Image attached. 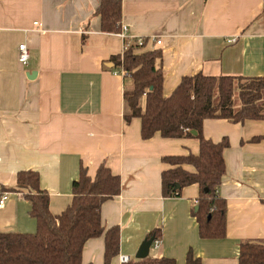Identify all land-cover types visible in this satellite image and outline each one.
Instances as JSON below:
<instances>
[{
    "label": "crops",
    "instance_id": "crops-1",
    "mask_svg": "<svg viewBox=\"0 0 264 264\" xmlns=\"http://www.w3.org/2000/svg\"><path fill=\"white\" fill-rule=\"evenodd\" d=\"M120 25L128 35L154 37L144 48L159 49L168 96L184 76L202 73L264 77V1L120 0ZM100 0H0V233H33L25 191L14 188L19 171H37L52 214L72 198L80 166L94 176L104 163L121 179L119 194L103 202L102 223L117 226L118 254H135L152 230L161 238L150 257L186 264L189 249L201 264H238L243 242L264 243V119L232 123L207 118L203 136L227 137L225 173L217 189L226 202L225 236L201 238L192 215L198 186L164 197L161 173L168 155L197 154L194 137L140 135L141 122H124L122 72L111 58L122 54L117 32H103ZM37 24H34V22ZM29 51L18 61V45ZM188 170L193 167L187 166ZM103 235L88 239L81 264L104 263Z\"/></svg>",
    "mask_w": 264,
    "mask_h": 264
},
{
    "label": "trees",
    "instance_id": "trees-1",
    "mask_svg": "<svg viewBox=\"0 0 264 264\" xmlns=\"http://www.w3.org/2000/svg\"><path fill=\"white\" fill-rule=\"evenodd\" d=\"M103 32H117L121 20L120 0H100L96 10ZM146 41V39H145ZM132 43L122 54L111 58L113 67L123 73V119L141 122L140 135L149 139L158 133L166 138L194 137L197 154L168 155L162 158L168 168L161 173L164 197H178L183 187L198 186V199L192 210L201 238L225 236L226 202L217 189L225 173L223 151L229 145L227 137L214 142L203 136L202 124L207 118L226 119L232 123L264 119V77H244L202 73L184 76L168 95L162 94L163 72L156 66L161 59L159 49H146ZM195 131V133H192ZM264 134L253 136L258 142ZM187 166L193 167L188 170ZM4 191H25L29 215L36 222L33 233H0V264H81L85 242L104 237V263L118 254L120 232L117 226L105 228L101 206L121 191V179L104 164L94 176L80 166L72 181V198L58 214L49 209V197L40 188L37 171L23 170L16 175V186ZM149 238H161V230L148 233ZM126 264H176L170 257H150ZM186 264H201L189 249ZM238 264H264V243L243 242L239 246Z\"/></svg>",
    "mask_w": 264,
    "mask_h": 264
},
{
    "label": "built area",
    "instance_id": "built-area-1",
    "mask_svg": "<svg viewBox=\"0 0 264 264\" xmlns=\"http://www.w3.org/2000/svg\"><path fill=\"white\" fill-rule=\"evenodd\" d=\"M264 1V0H262ZM34 24H37V22L35 21ZM117 34L122 38L123 41V45H122V53L132 44L135 43L136 45H143L145 42V39H150L152 41H155L156 43H160V40L154 38V37H144V36H140V37H136L133 39V42H130V40L132 39L127 32V26L126 25H120L119 30L117 31ZM18 61L20 64L22 65H27L28 61H29V51L28 48L25 44L21 43L18 45ZM4 201V198L2 197L0 199V206L2 205ZM195 203H197V200L195 201ZM160 242V238H155L153 240V242L151 243L150 248L156 249L159 245ZM118 260L121 264H126L129 263L130 261H132V257H130L127 254H119L118 255Z\"/></svg>",
    "mask_w": 264,
    "mask_h": 264
},
{
    "label": "water",
    "instance_id": "water-1",
    "mask_svg": "<svg viewBox=\"0 0 264 264\" xmlns=\"http://www.w3.org/2000/svg\"><path fill=\"white\" fill-rule=\"evenodd\" d=\"M192 133H195V131H192ZM153 238H145L142 243L140 244L136 254H135V258L137 259H143L145 257L148 256L149 250H150V246L151 243L153 242Z\"/></svg>",
    "mask_w": 264,
    "mask_h": 264
},
{
    "label": "rangeland",
    "instance_id": "rangeland-1",
    "mask_svg": "<svg viewBox=\"0 0 264 264\" xmlns=\"http://www.w3.org/2000/svg\"><path fill=\"white\" fill-rule=\"evenodd\" d=\"M152 253V248H150V254Z\"/></svg>",
    "mask_w": 264,
    "mask_h": 264
}]
</instances>
